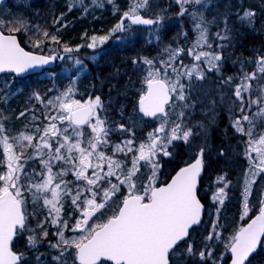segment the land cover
Wrapping results in <instances>:
<instances>
[{"label": "snow or ice", "instance_id": "obj_1", "mask_svg": "<svg viewBox=\"0 0 264 264\" xmlns=\"http://www.w3.org/2000/svg\"><path fill=\"white\" fill-rule=\"evenodd\" d=\"M176 2L180 5L181 16H191L196 36L187 50L165 48L166 59L143 58L142 62L148 67L144 77L146 88L138 101L139 111L145 117L159 120V125L138 145L134 139L111 144L113 128L102 117L104 106L100 97L82 102L74 98L71 87L48 100L47 106L54 114L45 117L47 123L43 129L37 125L30 132L9 136L0 124V264H22L23 254L13 251L12 241L18 231L25 229V192L30 193L34 201H42L53 224L61 223L65 201L71 199V204L80 213L72 230L81 235L66 238L58 229L59 242L53 247H63L64 251L74 249L78 264H170L171 255L189 236V229L200 223L202 206L197 199V182L203 166V148L199 149L194 162L180 168L170 183L157 187L155 181L160 169L159 158L171 156L169 146L175 141L187 144L195 135L192 128L183 124V111L177 119H172L174 113L169 111L170 107L188 106L187 103H174L186 101L183 80H202L206 71H218L223 57L221 52L213 50L208 29L198 11L189 12L185 7L201 5L202 0ZM146 5L147 0H133L112 33L129 31L133 25L159 23L140 14V9ZM252 15L254 13L245 12L241 19ZM125 20L129 22L127 26ZM18 23L20 26L8 27L0 19V73L22 74L57 59L26 51L12 34L21 31L23 22ZM43 36L48 38V33L44 32ZM110 36L111 33L92 36L87 47L95 48L97 43L102 45ZM217 37L222 41L228 39L220 33ZM51 39L56 41L57 38L52 36ZM34 46L39 47L40 42ZM63 51L71 53L73 49L65 46ZM183 55L191 57L192 62L185 64ZM255 64V70L251 72L241 70L238 83L233 77L223 81L229 86L235 85L233 103L239 102L237 111L240 115L233 119V127L246 138L245 154L252 177L264 173V130L257 131L256 124L257 118L264 119V56L257 57ZM36 98L40 99L39 94ZM85 126L90 129L86 138ZM120 128L130 131L123 125ZM29 161L37 165L39 171L28 164ZM26 165L32 168L31 173ZM144 168L150 170V176L143 174ZM70 175L74 181L65 179ZM141 180L148 183L138 184ZM252 182L246 174L244 215L249 212L247 197ZM125 188L127 195L113 214L102 223L90 224L93 217L98 219L105 215L109 201L118 192L123 195ZM220 194H223V188ZM63 224L67 227L66 221ZM47 234V231L43 232V236ZM261 237H264V201H261L259 214L239 228L225 245L231 253V264H246L250 254L262 242ZM217 238L215 232L206 237L210 241ZM29 243L34 245L36 238L30 237ZM187 252L193 253L191 245ZM211 256L210 247L207 254L205 251L199 253L202 260Z\"/></svg>", "mask_w": 264, "mask_h": 264}, {"label": "trees", "instance_id": "obj_2", "mask_svg": "<svg viewBox=\"0 0 264 264\" xmlns=\"http://www.w3.org/2000/svg\"><path fill=\"white\" fill-rule=\"evenodd\" d=\"M147 2L148 17L160 23L152 27H137L140 31L137 38L120 42L111 38L113 34L116 35V32L112 33V29L120 22L121 16L129 9L133 0H111V2L109 0H32L29 3L28 13H34L35 17L39 16L40 12L50 11V4L54 3L55 35L62 44L72 48L73 51H81V54L88 57L84 49L91 43L92 36L99 37L111 33V39L98 50L97 57L91 62L85 58L81 60L78 69L73 65V61L75 62L79 57L74 58L75 56L71 55L64 58L61 65L57 64L53 69L46 70L40 75L26 79L15 78L17 93L10 99L5 109L8 118L12 116L16 119L22 116L23 107L28 106L27 100L22 96H27L29 89L42 87L56 95L58 89L67 83L65 78L69 77L68 86L80 100H87L91 93L94 97H100L104 106L102 117L113 128L111 138L118 137V141L131 138L135 143L145 140L147 133L156 128L159 120H148L139 111L138 101L146 88L144 77L148 67L142 62L143 58L155 61L166 59L165 48L171 46V48L187 50L196 36L191 16L188 14V17L181 16L180 8L174 0H147ZM187 8L189 12L198 11L191 5ZM200 9L198 13L202 20H206L204 26L208 29L213 50L223 54L224 63L222 62L221 70L226 77L232 76L238 83L241 70L247 72L255 70L257 57L264 56V0H211ZM245 12L254 15L241 19ZM181 17L184 19L182 22L179 21ZM217 33L227 36L228 39L220 40ZM20 41L26 49L38 52L26 45L21 37ZM218 45L223 47L219 48ZM46 47L49 45L44 46ZM182 58L185 64L190 63L189 60L187 62V55H183ZM197 81L198 79L195 78L191 81L184 79L183 83L191 84ZM253 86H256L255 82ZM233 91L234 84L232 91L229 92V101L224 93H213L211 100L208 101V97L203 104L197 102L196 97L192 100V94H186V102L174 103L177 105L187 103V107L169 108V111L174 113L172 119H177L178 114L184 109L189 115L192 114L184 125L192 128L195 135L187 144L183 141H175L168 149L171 156L159 158L160 169L157 175L161 179L157 185L165 182L177 170L194 160L199 149L203 148L206 167L201 182L200 198L207 208L202 226L195 228L188 240L177 247L171 257L172 264H230V251L225 245L239 228L245 227L259 214L261 201H264V176L260 175L252 182L250 195L247 197L249 212L247 215L243 214L244 179L249 173L250 165L245 154L246 138L237 133L233 127V119L240 115L237 111L240 107L239 102L233 103L235 101ZM221 94L223 100L219 98ZM230 107L232 125L227 111ZM249 115L251 116V113ZM256 124L257 131L264 130V119L257 118ZM121 125L130 131H122ZM245 127H247L246 123ZM36 168L39 169L37 165ZM142 172L144 175H151L147 168L142 169ZM147 183V180L138 181V184ZM221 188H223L222 195ZM221 200L223 203L220 202ZM72 207L70 199L63 207L62 216H69ZM214 225L217 227L214 228ZM213 232L218 234V238L207 240L206 237ZM50 245L49 242L30 244L29 237H24L23 231H19L14 250L23 254L22 264H77L74 253L62 254L56 252ZM189 245L193 249L192 254L187 252ZM209 247L212 256L202 260L199 253L205 251L207 254ZM247 264H264V238Z\"/></svg>", "mask_w": 264, "mask_h": 264}, {"label": "rangeland", "instance_id": "obj_3", "mask_svg": "<svg viewBox=\"0 0 264 264\" xmlns=\"http://www.w3.org/2000/svg\"><path fill=\"white\" fill-rule=\"evenodd\" d=\"M32 0H8L7 4L2 8L1 14H0V19L5 21V24L8 27L12 26H20L18 21L23 22V26L21 28V31L15 32L12 34H17L19 37H21L26 45H28L31 49L37 50L38 52H45L47 55H53V54H62L65 53L63 51L64 47L66 46L65 44H62L57 36L55 35L54 32V14H53V4H50V11L47 12H40L39 16L35 17L33 14L28 11L30 10L29 3H31ZM210 1L208 0L207 3ZM148 3V2H147ZM174 3L178 4L176 0H174ZM23 6V7H22ZM177 6H180L179 4ZM188 5H185L187 7ZM200 11L204 5H191ZM148 6L146 5L145 7L140 9V14L143 12L144 17H148V11H147ZM206 9V8H205ZM203 10V9H202ZM28 13V14H27ZM146 14V15H145ZM47 32L48 33V38H45L43 36V33ZM140 31L137 29V27H131L129 31L125 32H116V35H112L111 38H114V40L118 41L120 40L121 42H124L126 40H131L132 38H135L136 35H139ZM52 36H55L57 39L56 41H53L51 39ZM110 38V39H111ZM109 39V40H110ZM113 40V39H112ZM39 41L40 46L35 47L34 44ZM108 43L106 41L104 44H99L97 43V46L95 48H89L87 47L84 53L86 55H89L88 57L85 56V54H81V51H74L73 55L76 58L77 56L79 57L78 60L73 61V65H75V68H79L78 66L81 64V60H84V58L88 61L91 62L93 59H95L97 56L96 54L98 53V50H100L103 45ZM45 45L51 46L55 52H51L50 48L46 47L44 48ZM83 50V51H84ZM223 57V54H222ZM188 60L191 62L192 58L188 56ZM79 61V63H77ZM222 60L219 62L220 67L219 70H213V71H206L205 73V78L204 79H198L197 82L191 83L187 82L185 84L186 86V94H192L193 98L192 100L196 97L198 99L197 102H200L201 104L204 103L205 99L209 97V100H211V95L217 94V93H224V95H227V101L228 97L230 98L229 92L232 91V86H229V84L223 83V81H226L228 77L225 76L224 72L221 70L222 69ZM224 63V62H223ZM188 64V63H187ZM232 77V76H229ZM67 83L65 86L62 88L58 89L57 94L54 95V93L45 90L44 88H36L34 89H29L27 92L28 95L22 96L25 98L28 103L27 107H23L22 113H24V117L19 116L18 118L14 119L12 116L8 118L7 113L5 111L6 107L9 104L10 99L14 96L15 93H17V88L15 86V77L8 75V76H3L0 77V124H3L4 127L7 130V134L9 136H16L22 131H32L35 126L39 125L41 129H43V126L47 123V120L45 119L46 116L50 114H54L50 108V106H47V102L50 99H53L54 97L60 95L63 91L69 88V83L70 79L69 77L65 78ZM235 86V85H234ZM187 92V93H186ZM36 94H39L40 99L36 98ZM93 93L89 95L87 98H95L92 96ZM222 95V94H221ZM87 96V95H86ZM223 95L220 96V100H223ZM18 98V97H17ZM75 99H79L78 95H74ZM187 99V95H186ZM200 99V100H199ZM80 100V99H79ZM84 100V101H87ZM82 101V100H81ZM83 102V101H82ZM184 102V101H183ZM186 102V101H185ZM230 103V102H229ZM4 104L5 106H1ZM228 119H230V125H232V108H228ZM184 116H183V124H185L188 119L192 116V114L189 115V113L184 109ZM192 112V111H191ZM9 115V114H8ZM35 118V119H34ZM159 125V124H158ZM156 125V127L158 126ZM116 130V129H115ZM232 130V129H231ZM85 138L87 137V134L90 132V129L88 127H85ZM230 131V130H229ZM194 132V131H193ZM232 133V131H230ZM191 137L190 139H192ZM126 139H131V138H126ZM123 139L122 141L126 140ZM122 141H118V137H112L111 138V144H120ZM137 145L139 143H136ZM31 153V150H29V154ZM28 164L32 165L33 167H36V165H33L32 161H29ZM38 167V166H37ZM27 171L31 173L32 169H28L26 165ZM39 171V169H37ZM249 178L254 182L258 176L252 177L250 173H248ZM260 175L264 176V173H261ZM259 175V176H260ZM71 176V175H70ZM69 180L74 181V177H67ZM66 179V178H65ZM160 176L157 175V179L155 181V185L157 186V183L160 181ZM113 182H116L113 179ZM27 183V181H25ZM252 185V184H251ZM251 191V187H250ZM250 191L248 196L250 195ZM125 194L122 196H118L120 194L119 192L112 198L111 201H109V207L105 209V215L99 216V213L97 216L99 218L97 219L96 217H93V219L90 221V224L92 223H102L104 222L109 216L113 214V212L116 210V208L119 206L120 201L123 199V196L127 195V191L124 190ZM214 192V191H213ZM216 194V192H214ZM25 196L27 197L26 200V215H27V224L25 226V229H23V235L24 237H35L36 242L38 243H47L49 242L51 247L53 245H56L59 242V236L57 235L58 229L63 231L64 236L66 238H76L81 235L80 232L78 231H73V227L76 224V221L78 218H80V213L77 211L74 207H72V211L69 214V216H62V212L60 214V219L61 223L53 224L51 223V218L48 217V209L43 206L42 201H34L31 197V194L28 192H25ZM70 200L67 199L65 201L68 202ZM65 205V204H64ZM63 210V209H62ZM63 221L67 222V227H64ZM47 231V236H43V232ZM56 252L62 253V254H69V253H74L75 255V250L74 249H69L68 251H64L63 247H53Z\"/></svg>", "mask_w": 264, "mask_h": 264}, {"label": "water", "instance_id": "obj_4", "mask_svg": "<svg viewBox=\"0 0 264 264\" xmlns=\"http://www.w3.org/2000/svg\"><path fill=\"white\" fill-rule=\"evenodd\" d=\"M6 3V0H3V2L2 3H0V9H1V7L4 5ZM148 26V25H147ZM16 37H17V40H18V42L20 43V40H19V38H18V36L17 35H15ZM21 44V43H20ZM22 46V45H21ZM23 47V46H22ZM24 48V47H23ZM25 49V48H24ZM26 50V49H25ZM26 51H28V50H26ZM31 52V51H30ZM33 54H35V55H42V54H39V53H35V52H32ZM46 56V55H45ZM56 61H59V62H62V59H55L54 61H52L49 65H45V66H42L41 68H38V69H34V70H30V71H28V72H26V73H22V74H16V73H12V72H6V73H0V76H2V75H5V74H12V75H15L17 78H26V77H29V76H31V75H34V74H38V73H41V72H43V70H45V69H47V68H52L54 65H55V62ZM147 118H150V119H154V118H151V117H147ZM203 160V159H202ZM194 162V161H193ZM185 167V166H184ZM179 171V170H178ZM177 171V172H178ZM176 172V173H177ZM175 173V174H176ZM175 174L169 179V181L167 182V183H165V184H162V185H160V186H165L166 184H168V183H170L171 182V180H172V178L175 176ZM204 175H205V165H204V162H203V166H202V170H201V174H200V176H199V178H198V182H197V199L200 201V203H201V206H202V209H201V218H200V223L199 224H197V225H193L192 226V228H190L189 229V236H190V233H191V231L193 230V229H195V228H199V227H201L202 226V224H203V221H204V219H205V215H206V206H205V204L202 202V200L200 199V196H199V191H200V186H201V180H202V178L204 177ZM159 187V186H158ZM251 222V221H250ZM249 222V223H250ZM189 236L188 237H186L185 238V240H187L188 238H189ZM16 237H17V234L14 236V238H13V241H12V248H13V244H14V242H15V239H16ZM262 238L263 237H261V241H262ZM184 240V241H185ZM184 241H182V242H180V244H179V246L184 242ZM259 245L260 244H258L257 245V248L259 247ZM256 248V249H257ZM14 251V250H13ZM15 252V251H14ZM252 254V253H251ZM251 254H250V256H251ZM250 256H249V258H250ZM249 258H248V260H249ZM247 260V261H248ZM247 261H246V263H247ZM78 262V261H77ZM170 264H171V258H170Z\"/></svg>", "mask_w": 264, "mask_h": 264}, {"label": "bare ground", "instance_id": "obj_5", "mask_svg": "<svg viewBox=\"0 0 264 264\" xmlns=\"http://www.w3.org/2000/svg\"><path fill=\"white\" fill-rule=\"evenodd\" d=\"M202 1H204V2H207L208 0H202ZM179 8H180V6H178ZM187 8V7H186ZM184 17H188L187 16V14H185V15H183ZM122 17L123 16H121V18L120 19H122ZM184 19H183V17H181V18H179V21L180 22H182ZM121 21V20H120ZM203 21V24L205 25V19H203L202 20ZM138 37V35H136L135 36V38H137ZM135 38H132V39H135ZM120 41V40H119ZM128 41V40H127ZM121 42V41H120ZM48 48H50V50H51V52H55L54 50L52 51V47L51 46H49ZM73 52L74 51H72L71 53H62V54H53V55H51V56H55V57H57V59H60V57H63V59H62V62L64 61V58L66 59V57L67 56H71V55H73ZM39 53V52H38ZM40 54H42V55H46V56H48L47 54H45V52H40ZM196 156H197V154H196ZM196 156H195V158H196ZM204 158V157H203ZM264 238V237H263ZM263 238H262V241H263Z\"/></svg>", "mask_w": 264, "mask_h": 264}, {"label": "flooded vegetation", "instance_id": "obj_6", "mask_svg": "<svg viewBox=\"0 0 264 264\" xmlns=\"http://www.w3.org/2000/svg\"><path fill=\"white\" fill-rule=\"evenodd\" d=\"M209 1H211V0H209ZM6 2H8V0H6ZM208 2V1H207ZM207 2H204V1H202V4L203 5H205V3H207ZM230 7H232L231 5H230ZM129 22L128 21H126L125 20V25L127 26V24H128ZM131 27H134V26H131ZM17 35V34H16ZM18 36V38L20 39V37H19V35H17ZM26 211V210H25ZM28 221V220H27ZM26 224H27V222H26ZM26 226V225H25ZM18 253V252H17ZM20 254V253H19ZM77 262V261H76ZM77 264H78V262H77Z\"/></svg>", "mask_w": 264, "mask_h": 264}]
</instances>
